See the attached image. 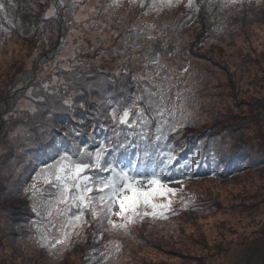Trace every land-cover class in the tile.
Returning <instances> with one entry per match:
<instances>
[{
  "label": "rangeland",
  "instance_id": "obj_1",
  "mask_svg": "<svg viewBox=\"0 0 264 264\" xmlns=\"http://www.w3.org/2000/svg\"><path fill=\"white\" fill-rule=\"evenodd\" d=\"M123 5L126 8L122 6L109 11L113 24L111 33H119L123 14L138 13L142 20H154L172 40L192 38L191 33L195 30L194 19H177L167 10L158 16L153 13L145 17L141 15L142 10L138 6L134 5L129 11L126 0ZM179 8L185 10L182 3ZM86 10L81 13L77 9L75 15L83 16ZM223 10L224 17L234 16L245 10L250 17L241 14L239 27L232 29L219 40L217 47L211 46L214 41L210 39L206 46L196 49L193 52L197 58L196 63L191 64L192 67H189V72L184 77L183 64L187 67V62L168 61L170 66L179 67V77L173 83L176 88L173 87L172 96L175 97L180 91L187 95L203 91L202 96L207 100L194 101L191 105L194 114L191 115L190 124L194 131L181 130L177 134L174 141L175 151H193L198 162L214 157L216 162L221 160L229 164L228 157L233 154L245 155L253 149L251 152L256 151L257 160L261 161V154L264 152V0H251L250 4L249 0H244L242 5H231ZM67 15L75 19V15ZM10 19L7 15L0 16V90L9 87L10 94L7 100H0V217L8 209H21L25 212V204L30 201L26 195L21 198L16 187L10 188L13 169L6 168V163L13 161L14 149L10 138L21 130V122L24 121L19 117L34 113L28 110L30 107L37 110V97L46 95L44 85H48L50 89L57 88L62 83L67 84L62 78L69 75L66 70L69 66L71 73L78 75L85 72L82 67L93 59H97L95 63L102 61L101 57L98 59L102 50L94 48L93 43L100 37V30L89 32L86 29L81 36L78 33L82 31V27L78 23L74 22L72 28L66 30L61 19L62 25L59 23L56 32L49 28L48 37L51 40L56 37L64 38L61 40L65 41L64 48H61V41H52V47L45 48L40 29L28 43L21 36L17 42L14 39L7 41L6 37L1 38V34L9 28ZM70 21L73 22L72 19ZM104 39H107V35ZM73 45L78 47L74 48ZM103 45L107 47V43ZM99 47L103 48L102 45ZM77 64H80L79 68L73 67ZM204 69L210 76L207 78L208 84L201 87L199 74ZM178 79L182 83L179 86ZM28 89L35 93L33 97L28 96ZM5 106H8L6 110ZM9 110L12 115H20L16 118L10 117ZM203 114L204 120L201 119ZM4 116L9 118L4 119ZM57 125L63 134L68 131L66 127ZM39 127L41 131V122ZM53 130L54 127L44 128L40 134L42 143L45 142L39 147L42 153L55 143L65 142L66 137H69L56 135L57 132ZM69 138L72 139V136ZM221 144L229 145V150L221 151ZM19 156L26 157L23 153H19ZM235 163L222 168L223 175L218 176L215 171H209L201 178L190 179L182 184H170L169 187L177 190V195L172 197V208L176 214L166 213L167 219L153 220L147 217L135 224L170 225L167 238L160 240L166 253L159 254L153 250L142 256L153 255L155 264H160V259L168 264H264V167L253 166L234 175L235 168L231 165ZM213 172L216 174L212 175ZM182 200H192L194 204L185 208ZM156 202L167 201L159 199ZM112 219L118 220L116 217ZM0 223L20 224L16 220ZM252 227L259 229L249 233ZM163 234L166 235L165 231ZM56 235L58 233L53 230L51 236ZM80 239L87 242L83 248L85 258L94 255L100 243L105 240L97 239L88 243L87 236ZM70 248L74 251V246ZM126 255L121 254L119 264H127L129 257ZM34 259L49 264V251H39ZM29 263L30 260H27L21 264Z\"/></svg>",
  "mask_w": 264,
  "mask_h": 264
},
{
  "label": "snow or ice",
  "instance_id": "obj_2",
  "mask_svg": "<svg viewBox=\"0 0 264 264\" xmlns=\"http://www.w3.org/2000/svg\"><path fill=\"white\" fill-rule=\"evenodd\" d=\"M126 2L129 11L135 5L142 10L141 15L147 17L153 13L158 16L165 10L178 8L182 0H126ZM208 2V11L211 12L213 0ZM243 2L244 0H220L219 6L223 10L231 5H242ZM124 3L125 0H111V3L106 5L88 8V13L97 15L102 8L107 14L111 9L122 7ZM15 7L13 0H7V3L5 0H0V13ZM185 7L191 13L201 11L200 5L195 3V0H187ZM85 8L87 4H78L76 0H73L71 6L66 5L65 0H59V7L54 5L48 9L44 20L53 23L54 20L49 18H55L67 22L69 15L66 14L61 18L59 15L61 10L75 15L77 9L83 13ZM188 19L191 20L192 16L189 15ZM81 20L88 21L89 15H75L76 23ZM98 23L97 20L84 23L78 35H84L83 30ZM107 27L108 25L101 27V33ZM158 27L156 23L133 25L126 35L132 37L135 33L136 40L154 41L157 37L152 33L157 31ZM163 27L167 28V25ZM111 35L119 34L113 32ZM121 39L124 40L125 47L124 51L115 53L119 56L126 55L128 47L133 51H138L142 47L135 41L129 45L126 39ZM100 40H103V36ZM98 42L93 41L94 44ZM64 46L65 41H61V48L63 49ZM73 47L78 46L73 45ZM168 55L171 56V53ZM162 58L159 52L151 57L145 54L143 68L146 71L132 76V79L144 80L147 83L138 90L139 94L135 99L123 104L116 102L108 111V116L115 126L113 129L115 139L104 137L94 150L78 146V151H71L62 145H55L51 162L41 165L35 171L32 182L23 187V194L32 201L31 210L37 217L32 224L36 243L39 247L47 249L50 254L55 252L57 255H62L71 247L73 238L81 237L85 228L93 221L97 222L101 229L128 234L135 224L147 217L153 220L167 219L166 213L176 214L175 209L172 208V197L177 195V190L169 185L182 184L183 179L193 178V175L192 171L185 170L176 179L170 177L169 173L176 156L168 138L169 135L179 134L182 129L188 127L192 114L188 110V97L177 92L175 99L173 98L172 88L175 85L170 81L175 77L163 74L167 65L161 62ZM131 59L129 57V61ZM150 66L153 70L148 71ZM189 67H184L182 71L188 73ZM66 70L72 69L69 66ZM123 74L127 75L126 70ZM44 91L48 95L37 99L41 103H49L50 98L52 99V107L48 111L49 118L54 120L57 113L68 117L69 123L66 125L68 131L63 135H81L78 126L84 125L85 121L76 116V108L82 109L85 104L76 101L75 92L67 88L63 93L56 88L49 92L48 85H44ZM27 94L29 97L35 95L31 89L27 90ZM105 102L113 103L111 99ZM28 110L35 112L36 108L30 107ZM71 121H76V124H72ZM125 129L130 131L125 132ZM219 147L221 151H227L230 146L221 144ZM130 148L135 149L132 153L134 159H129L126 155ZM144 156H148V159L145 160ZM192 169L194 171L195 162ZM159 199L167 202L157 203ZM181 203L186 208L194 204V201L182 200ZM89 216L91 220L88 219ZM112 217L118 220H113ZM53 230L58 233L55 237L50 235ZM102 235V231L93 233L94 240ZM112 243L109 241L99 250V255L105 260L113 252L118 254L121 251L119 243L109 247Z\"/></svg>",
  "mask_w": 264,
  "mask_h": 264
},
{
  "label": "trees",
  "instance_id": "obj_3",
  "mask_svg": "<svg viewBox=\"0 0 264 264\" xmlns=\"http://www.w3.org/2000/svg\"><path fill=\"white\" fill-rule=\"evenodd\" d=\"M7 3V0H5ZM13 3L16 5L14 9H9L4 13H0V16H9L11 19L8 23L9 28H6V31L1 34L2 37H6L7 41L14 39L15 42L19 40V36L24 37L26 43L30 42L33 36L40 29V34L42 39H44V47L51 48V42L55 41L60 43L64 38L56 37L54 39H49L48 31L51 28L53 31H57L59 28V23L62 25L61 19H53V23H48L44 20L45 13L48 9L52 8L54 5L59 7V0H13ZM66 5L71 6L73 0H65ZM76 3L87 4V9L85 14L89 15L88 21H80L78 24L82 27L84 23H91L92 20H97L99 23L94 27L87 29L89 32L91 30H100L104 25H108L107 28H104V32L100 33V37L103 36V40H100V37L95 41H99L94 44V48L102 50L99 54L102 60L100 63H95L97 59H93L91 62L87 63L82 69L85 72H80L78 75L76 73H69L68 76L63 77L62 80L67 84L62 83L61 86L57 87L61 93L67 89H71L75 92V99L78 102H83L85 104L84 108H76V116L82 118L85 121V128H80L81 135L72 136V139L66 137L65 142L55 143V145H62V147L71 150L78 151V146L87 147L89 150H94L100 140L104 137H112L114 125L111 122L110 117L108 116V111L114 106L116 102L121 104L125 102H130L135 99V96L139 94V89L145 86L147 81L144 80H133L132 76L144 73L146 70L143 68V57L145 54H148L150 57L154 56L157 52L162 54V63L167 65L166 71L163 74L171 75L173 77H179V67L175 68L169 65L168 61H184L187 62V67H192L191 64L196 63L197 58L194 57L193 52L206 46L207 42L210 39H213L211 43L212 47H217L219 45V40L223 39L226 34H228L232 29H237L239 27V17L241 14H245L250 17V14L247 10L238 13L234 16L224 17V11L221 10L219 4L220 0H213L212 10L208 11L209 2L208 0H195V3L199 4L201 11L199 13H191L186 7L185 10H181L179 7L167 10L175 18H186L191 15L194 19V28L192 31V38L190 40H172L170 36L165 35L164 31L161 34L162 27L157 24L159 27L157 31L152 34L157 37L154 41H147L145 39L136 40L135 33L132 37H127V33L133 25L155 23L152 19L142 20L138 13L123 14L122 28L119 31V35L112 36L111 30L113 29V24L111 23V15L109 12L105 14L101 8L97 15H91L88 13V8L95 7L97 5H106L111 3V0H79ZM182 4L185 6L187 0H182ZM44 5V7L42 6ZM125 7V5H123ZM126 8V7H125ZM66 14L65 11L61 10L59 15L64 17ZM72 19V21L70 20ZM67 22L63 20L64 27L66 30L72 28L74 22L76 23L73 17H69ZM43 25V27H41ZM27 31V33H25ZM107 35V39H104V36ZM197 37V39H195ZM124 38L127 40V43L131 45L134 41L141 45L142 47L138 51H133L131 47L127 48L126 55L119 56L115 53L124 51ZM199 38L201 40H199ZM165 41L167 43L165 44ZM107 43V47L103 44ZM100 45L103 46L99 47ZM1 46V45H0ZM92 52V51H90ZM88 52V53H90ZM171 53V56L168 54ZM98 54V55H99ZM131 57V61H129ZM23 64V63H22ZM101 64V65H100ZM73 67H80V64L73 65ZM184 68V64H183ZM126 70L127 75H124L123 72ZM153 70L150 66L148 71ZM228 73H232L227 71ZM117 73H121L117 75ZM185 73H183L182 77ZM201 87H205L208 84L207 78H209L210 73L205 69L202 73L199 74ZM175 78L170 82L173 84ZM182 83L177 81V86ZM54 88V87H53ZM52 87L49 89V92L52 91ZM176 88V87H175ZM173 89V88H172ZM9 87L6 90H0V100H7L9 97ZM16 92V91H15ZM202 92L193 93L187 95L186 92L180 91L182 96L188 97V110L191 111V114H194V111L191 105L196 102L207 101L205 97L202 96ZM46 93L45 96H47ZM175 99V97H173ZM58 100V98H55ZM111 99L112 104L106 103L105 101ZM212 103L211 100L208 101ZM52 107V99L50 98L49 103H41L38 101L37 110L34 113L22 114L19 118L24 121L21 122V130L13 135L10 139L12 141L13 152V161L7 162L6 165L8 169H13L11 172L12 182L10 188L16 187L20 192L21 198L25 197L23 194V187L32 182V177L35 171L43 164L49 163L50 158L53 155V146L49 147L48 151L42 153L40 151V145L44 144L41 141L40 134L44 128L54 127V132H57L56 135H62L63 131L59 129L57 124L62 125L61 128H67L69 123L68 117L63 114L57 113L55 119H50L48 116V111ZM8 106H5V110ZM8 111V116L16 118L20 114L12 115ZM201 119H205L204 114L201 115ZM42 120V121H41ZM42 124V130H40L39 123ZM72 124H76V121H71ZM123 127V126H122ZM68 130V128H67ZM182 130L194 131L193 126L189 124L188 127H185ZM130 131L125 129V132ZM39 133V135H38ZM55 135V136H56ZM169 135V142L171 146L175 149V139L177 134L173 137ZM48 141V140H47ZM251 149L245 157L240 158L234 165L231 167L235 168L234 175L237 174L240 170L246 168L264 166V163H255L253 158H257L258 154L256 151L251 152ZM135 151L134 148L128 149L126 155L129 159H134L132 153ZM17 152V154L15 153ZM251 152V153H250ZM19 153H23V156H19ZM193 151L184 150L180 153L175 151V156L181 158L180 166L178 163L171 167L170 177L176 179L182 173V171H192L193 179L201 178L209 171H215L216 173L222 174L221 170L226 165L229 164L219 160L215 161L214 157L209 158L208 160H200L199 162L195 160ZM143 155V152L141 153ZM119 155V154H118ZM144 159L147 160L148 156H144ZM195 162V169L193 171L192 166ZM223 175V174H222ZM192 179V178H191ZM185 180V179H183ZM40 186V185H38ZM47 195V194H45ZM32 201L25 204V212L21 209H8L1 217L0 222L16 220L19 221V225H1L0 223V264H21L27 260H30L29 264H43L40 260H35L34 256L39 251H48L45 248L38 246L35 240V229L32 226L33 221L37 219L35 214L31 210ZM91 220V217H88ZM85 228L81 237H88V243L94 241L93 233L103 232V235L96 238L105 239L103 240L98 250L94 255L89 258L84 256V245L87 242L79 238H73V243L71 246H74V251H71L69 248L67 251H64L62 255H57L55 252L49 253V264H119L121 259V254L124 253L129 257L127 264H155L153 255L148 257L142 256L147 255L153 252V250L159 254H164L166 251L163 249L160 240L167 238V229L170 225H134L131 228L130 233L125 234L122 231H110L101 229L97 222L93 221ZM255 226V225H253ZM259 229V228H258ZM258 229L252 227L250 232H257ZM165 231L166 235L163 234ZM158 233V234H157ZM157 234V235H156ZM51 235V233H50ZM109 241H112V244H109V247H114L115 243H119L121 246L120 253H112L106 260L104 257L99 255V250H101L105 244ZM24 251V252H23ZM95 257V259H93ZM157 258V257H156ZM160 264H168L163 259L158 261ZM158 264V263H157Z\"/></svg>",
  "mask_w": 264,
  "mask_h": 264
}]
</instances>
